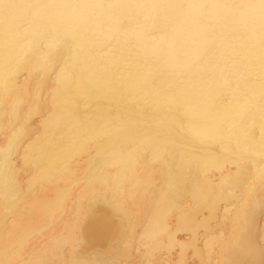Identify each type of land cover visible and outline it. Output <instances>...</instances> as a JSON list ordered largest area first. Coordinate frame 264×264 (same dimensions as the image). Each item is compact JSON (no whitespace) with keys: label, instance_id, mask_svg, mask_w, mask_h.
I'll list each match as a JSON object with an SVG mask.
<instances>
[{"label":"bare ground","instance_id":"1","mask_svg":"<svg viewBox=\"0 0 264 264\" xmlns=\"http://www.w3.org/2000/svg\"><path fill=\"white\" fill-rule=\"evenodd\" d=\"M0 264H264V0H0Z\"/></svg>","mask_w":264,"mask_h":264}]
</instances>
